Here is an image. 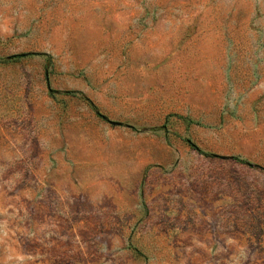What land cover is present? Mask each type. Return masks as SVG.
Listing matches in <instances>:
<instances>
[{"label": "rangeland", "instance_id": "obj_1", "mask_svg": "<svg viewBox=\"0 0 264 264\" xmlns=\"http://www.w3.org/2000/svg\"><path fill=\"white\" fill-rule=\"evenodd\" d=\"M0 264H264V0H0Z\"/></svg>", "mask_w": 264, "mask_h": 264}, {"label": "water", "instance_id": "obj_2", "mask_svg": "<svg viewBox=\"0 0 264 264\" xmlns=\"http://www.w3.org/2000/svg\"><path fill=\"white\" fill-rule=\"evenodd\" d=\"M102 118L105 119V117H103V116H102ZM111 124L114 125V126H119L120 125L119 123H113V122H111ZM222 159H227V158L222 157Z\"/></svg>", "mask_w": 264, "mask_h": 264}, {"label": "trees", "instance_id": "obj_3", "mask_svg": "<svg viewBox=\"0 0 264 264\" xmlns=\"http://www.w3.org/2000/svg\"><path fill=\"white\" fill-rule=\"evenodd\" d=\"M19 57H21V56H13L12 58H19Z\"/></svg>", "mask_w": 264, "mask_h": 264}]
</instances>
